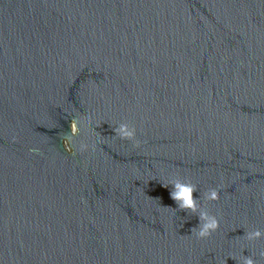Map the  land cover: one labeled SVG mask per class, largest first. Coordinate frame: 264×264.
I'll list each match as a JSON object with an SVG mask.
<instances>
[{"label":"water","instance_id":"95a60500","mask_svg":"<svg viewBox=\"0 0 264 264\" xmlns=\"http://www.w3.org/2000/svg\"><path fill=\"white\" fill-rule=\"evenodd\" d=\"M253 230L264 0H0V264H264Z\"/></svg>","mask_w":264,"mask_h":264},{"label":"clouds","instance_id":"9594fccd","mask_svg":"<svg viewBox=\"0 0 264 264\" xmlns=\"http://www.w3.org/2000/svg\"><path fill=\"white\" fill-rule=\"evenodd\" d=\"M72 133L78 134L77 121L73 120L71 124ZM119 134L122 139L134 140L135 139V128H130L128 124L122 123L119 128ZM72 135H69V140H71ZM139 142H137L138 145ZM87 145H82L81 150H84ZM195 191V188L192 185L187 184H177L174 186V189L170 192L171 198L177 202L178 206L181 209H190L196 211L195 200L192 197V193ZM209 199L219 198V193L214 189L209 194ZM201 219L203 224L200 226L198 231H195L194 234L198 239H203L209 237L213 232H215L219 227V221L214 217H209L207 214L202 213ZM247 240L254 241L261 238H264V232L260 230L249 231L246 236ZM264 255V252L261 253ZM240 264H255L254 259L251 256H244L240 261Z\"/></svg>","mask_w":264,"mask_h":264}]
</instances>
